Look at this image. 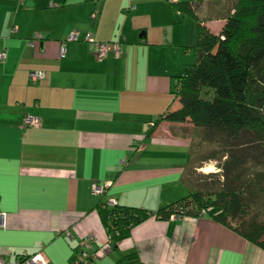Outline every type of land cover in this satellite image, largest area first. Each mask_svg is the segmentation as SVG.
I'll list each match as a JSON object with an SVG mask.
<instances>
[{
  "label": "crops",
  "instance_id": "0c3cea01",
  "mask_svg": "<svg viewBox=\"0 0 264 264\" xmlns=\"http://www.w3.org/2000/svg\"><path fill=\"white\" fill-rule=\"evenodd\" d=\"M179 1L0 0V260L40 252L50 264H77L85 248L92 258L80 264L129 253L134 264H264L263 249L209 215L149 217L114 247L96 212L100 200L155 211L194 188L190 169L216 171L204 170L212 161L192 165L207 143L190 121L147 133L179 107L173 86L196 61L198 22L217 33L233 6L188 0L191 17ZM72 31L119 41L120 51L99 60L80 38L62 57ZM29 71L44 77L32 83ZM25 114L40 124L23 126ZM93 181L108 184L102 195Z\"/></svg>",
  "mask_w": 264,
  "mask_h": 264
},
{
  "label": "trees",
  "instance_id": "16d2710c",
  "mask_svg": "<svg viewBox=\"0 0 264 264\" xmlns=\"http://www.w3.org/2000/svg\"><path fill=\"white\" fill-rule=\"evenodd\" d=\"M174 8L194 17L188 0ZM195 52L173 86L179 107L158 114L147 133L160 121H190L201 141L216 146L195 163L214 161L217 171L193 172L194 188L155 211L100 200L96 212L114 247L149 217L209 215L264 250V0H233L217 33L198 22ZM136 257L113 264H134Z\"/></svg>",
  "mask_w": 264,
  "mask_h": 264
},
{
  "label": "built area",
  "instance_id": "2783aa9c",
  "mask_svg": "<svg viewBox=\"0 0 264 264\" xmlns=\"http://www.w3.org/2000/svg\"><path fill=\"white\" fill-rule=\"evenodd\" d=\"M83 39L86 41H92L94 44L93 54L97 59H102L106 56L107 52L111 49L115 54H118L120 51L121 43L119 41H112V42H105V41H93L92 38L88 33L83 34L80 37V33L78 31H72L65 40L61 43L60 46V56L65 55L66 51V43L72 42V41H78L79 39ZM32 40H30V44H32ZM5 58V50L0 51V60L3 61ZM44 77V73L41 71H29L28 73V79L30 82L35 83L39 80H41ZM40 124V119L38 116L25 114L22 118V125L23 126H38ZM108 184L107 183H99L97 181H93L91 183V190L94 194L102 195ZM115 203L114 200H109L108 204L113 205ZM205 211L202 212L204 214ZM170 218L172 219H182L180 215H171ZM4 222V213L0 212V225H2ZM66 236H70L69 232H66ZM89 241L87 240L83 247H89ZM92 258V254L88 253V251L85 248H82L79 252V255L77 257V264H80L83 261L89 260ZM0 264H50L46 257L40 253H34V254H23L16 258L12 262H6L5 260L1 259Z\"/></svg>",
  "mask_w": 264,
  "mask_h": 264
},
{
  "label": "rangeland",
  "instance_id": "374dc122",
  "mask_svg": "<svg viewBox=\"0 0 264 264\" xmlns=\"http://www.w3.org/2000/svg\"><path fill=\"white\" fill-rule=\"evenodd\" d=\"M214 147H216L215 146V144H210V143H208V144H206L205 145V147H204V152H206V151H208L209 149H212V148H214ZM195 164V162H192V165H194ZM207 164H209L210 166H208ZM206 165H203L204 166V170H207V169H211V170H213V171H217V169H216V163L214 162V161H212L211 163H207ZM191 165V166H192ZM191 171H192V173H193V169H190ZM212 172V171H211ZM191 174V173H190ZM192 177H194V176H192Z\"/></svg>",
  "mask_w": 264,
  "mask_h": 264
}]
</instances>
